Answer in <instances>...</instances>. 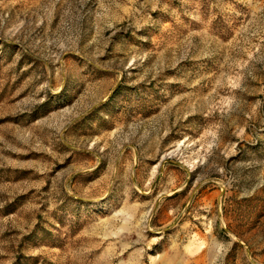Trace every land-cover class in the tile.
I'll use <instances>...</instances> for the list:
<instances>
[{
  "label": "rangeland",
  "instance_id": "rangeland-1",
  "mask_svg": "<svg viewBox=\"0 0 264 264\" xmlns=\"http://www.w3.org/2000/svg\"><path fill=\"white\" fill-rule=\"evenodd\" d=\"M0 264H264V0H0Z\"/></svg>",
  "mask_w": 264,
  "mask_h": 264
}]
</instances>
